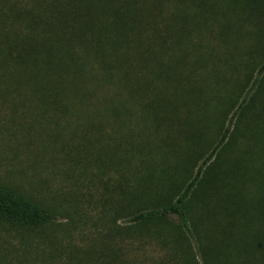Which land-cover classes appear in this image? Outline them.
I'll return each instance as SVG.
<instances>
[{
  "label": "trees",
  "instance_id": "16d2710c",
  "mask_svg": "<svg viewBox=\"0 0 264 264\" xmlns=\"http://www.w3.org/2000/svg\"><path fill=\"white\" fill-rule=\"evenodd\" d=\"M166 2L0 0V75L24 86L38 109L34 141L53 142L45 138L52 133V117L89 118L79 127L81 142L73 138L62 144L66 160L104 161L106 147L96 145L97 137L92 140L103 128L94 123L95 115L107 112L114 123L118 115L137 110L153 119L158 141L149 145L146 137L138 145L137 167L145 172L120 183L117 197L109 199L113 219L129 223L113 226L80 257L72 252L78 264H149L145 252L132 254L127 243L134 241L166 249L155 264H190L195 242L203 264H264V61L232 90L228 109L216 102L221 133L211 150L197 156L198 139L212 120L202 82L221 71L214 61L211 71L199 73L198 64L207 66L202 57L189 69L185 55L174 56V64L165 61L189 36L186 16L180 24L186 32L172 27L170 21L180 18L167 14ZM155 151L166 157L159 170L149 158ZM221 156L226 162L218 164ZM186 161L196 170L188 181L177 182ZM31 191L0 183V255L5 258L42 239L41 233L49 236L46 229L58 219L53 201ZM74 193L64 190L63 202L82 201Z\"/></svg>",
  "mask_w": 264,
  "mask_h": 264
},
{
  "label": "rangeland",
  "instance_id": "374dc122",
  "mask_svg": "<svg viewBox=\"0 0 264 264\" xmlns=\"http://www.w3.org/2000/svg\"><path fill=\"white\" fill-rule=\"evenodd\" d=\"M165 11L168 15L179 16L180 19L170 21L174 29L179 28L177 32H186V29L180 28L182 16H186L188 21L184 26L189 29L185 42L181 46L176 44L165 61L174 64V56L185 55L184 67L189 69L202 57L207 66L198 64L199 73L211 71L216 63L218 70L226 74L224 76L220 72L219 76L208 77L202 82L205 99L208 100L205 112L212 120L195 147L199 156L211 150L221 133L219 127L222 119H219L222 116L217 117L219 111L216 102L219 100L222 107L228 109L225 101L229 94L245 78L249 80L264 61V1L167 0ZM213 56L216 58L212 59ZM119 99L120 103L117 104L122 105L123 93L117 97ZM35 107L24 86L5 81L0 75V183L32 189L31 192L39 190V196L46 203H50V199L53 201L58 214L57 221L46 229L51 236L41 233L43 238L39 241L28 242V245L11 251L7 258L0 255V264H78L71 257L72 252L78 254L77 258L80 257V253L92 243L108 235L113 226L129 223L126 218H119L118 222L113 219L116 212L109 199L117 197L115 189L120 183L129 181V178L133 180L134 175L145 172L143 167H137L140 154L138 145L147 140L146 137L149 145L158 141L152 136L150 126L153 119L141 116L137 110L128 115H118L114 123L107 112L95 115L94 123L103 124V128L95 133L92 140L96 142L97 137L96 145L103 144L107 150L103 153V162L89 160L82 164L64 159L61 146L73 138L75 142H81L79 127L89 118L83 115L52 117V133H46L45 138L50 140L53 137V142L47 144L39 137L35 141L32 137L40 128L36 122L40 117L39 111ZM240 137L243 141L241 133ZM238 149H234L231 157L236 155ZM122 157H125V161L121 160ZM149 158L157 170L166 160L161 151H155ZM221 162H226L224 156L219 158L218 164ZM192 165L193 162L190 164V161H186L184 169L175 175V180L180 182L187 178L188 181L196 170ZM154 175H157V171ZM69 189L75 190L77 194L74 195L82 201L68 199L70 202H63L64 190L68 192ZM58 197L61 201L56 200ZM175 220L172 217V227L177 225ZM116 241L119 242L118 239ZM127 245L131 246L135 257L145 252L149 264H155L166 253V249L155 242L144 245L134 241ZM28 246L31 252H27ZM193 250L190 264H203L196 242L193 243Z\"/></svg>",
  "mask_w": 264,
  "mask_h": 264
}]
</instances>
